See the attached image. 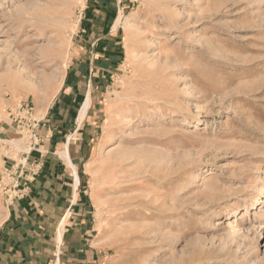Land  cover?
Returning <instances> with one entry per match:
<instances>
[{
  "label": "rangeland",
  "instance_id": "rangeland-1",
  "mask_svg": "<svg viewBox=\"0 0 264 264\" xmlns=\"http://www.w3.org/2000/svg\"><path fill=\"white\" fill-rule=\"evenodd\" d=\"M31 220L66 264H264V0H0V239Z\"/></svg>",
  "mask_w": 264,
  "mask_h": 264
},
{
  "label": "crops",
  "instance_id": "crops-1",
  "mask_svg": "<svg viewBox=\"0 0 264 264\" xmlns=\"http://www.w3.org/2000/svg\"><path fill=\"white\" fill-rule=\"evenodd\" d=\"M70 139L66 144L67 150L70 147ZM67 162L74 183V195H76L80 179L78 173L76 176L74 168L70 165V163L74 165L72 159H70V162ZM45 193L46 191L42 189L41 198L42 196L45 198ZM29 211L30 217H32L33 210L29 208ZM61 211L63 209L59 210L60 214L62 213ZM40 212L44 213V207H41ZM67 212L69 216V210ZM31 221V225L20 224L15 227L11 238L0 239V264H66L63 261L62 255L64 235L61 230L57 234L56 241L52 238L48 240V237L52 235L53 229L45 225L43 227L35 225L33 224L34 221ZM65 222H63V227H65ZM63 231H65V228H63Z\"/></svg>",
  "mask_w": 264,
  "mask_h": 264
},
{
  "label": "bare ground",
  "instance_id": "bare-ground-1",
  "mask_svg": "<svg viewBox=\"0 0 264 264\" xmlns=\"http://www.w3.org/2000/svg\"><path fill=\"white\" fill-rule=\"evenodd\" d=\"M117 25H118V23H117ZM89 106H90V97H88L87 100H86V102H85V105L83 107L84 110L82 109V111H83V118L82 119H84L85 113L87 112ZM62 156L64 157V159H66L67 161L70 162V158H69V155H68L67 152L64 151V153L62 154ZM70 165L74 168L75 175L77 176V169L75 168V166L72 163H70ZM62 225H64V223Z\"/></svg>",
  "mask_w": 264,
  "mask_h": 264
}]
</instances>
